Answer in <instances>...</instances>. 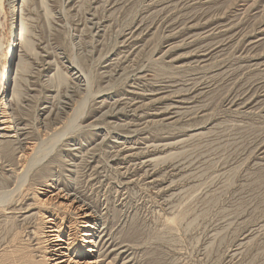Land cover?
Segmentation results:
<instances>
[{
	"label": "rangeland",
	"instance_id": "1",
	"mask_svg": "<svg viewBox=\"0 0 264 264\" xmlns=\"http://www.w3.org/2000/svg\"><path fill=\"white\" fill-rule=\"evenodd\" d=\"M11 5L0 0V67ZM20 5L22 136L0 138V184L21 175L23 149L57 147L23 209L0 210V264L45 254L51 224L25 212L43 211L48 179L99 216L103 264H264V0Z\"/></svg>",
	"mask_w": 264,
	"mask_h": 264
},
{
	"label": "bare ground",
	"instance_id": "2",
	"mask_svg": "<svg viewBox=\"0 0 264 264\" xmlns=\"http://www.w3.org/2000/svg\"><path fill=\"white\" fill-rule=\"evenodd\" d=\"M11 1V16H9L10 22L7 25V30L13 32V35L11 36V42L7 45V51L9 48V52L4 59L5 62L3 66L0 67V138H10L11 142H18L22 136L19 135L20 120L12 105L13 99H16V97L20 95L17 81L18 69L16 68L19 37L16 32L18 29L19 14L21 12V0ZM20 63L21 61L17 63V67H19ZM85 105L86 101L82 105L79 112L81 113L80 115H84ZM76 118L75 121H77ZM58 137H56V140ZM0 142L2 143V141ZM9 142L10 141L3 142L4 146L5 143ZM56 147L57 146H55L54 143L48 146L33 144L22 150L23 153L21 156H26L28 154L27 151H33V153L29 157L27 163L21 165V175L16 178H10V180H12L11 185L10 182L0 184V210H7L14 206L17 209H23L25 198L24 192L28 187L33 186V171L39 166L41 167L42 164L49 159L51 153L56 150ZM17 162H19V160H17ZM43 184L46 185L49 190L45 191V193H43V197H45H41V199L39 197L38 201L41 205V209L45 212H49V215L46 216L47 212L44 213L43 211L32 213L33 209H30L32 208V205H29L25 212V217H32L39 214L45 216V222L51 224L46 235L48 247L41 258L39 255H36L38 252L36 253L34 251L35 249L30 248L28 254L30 259L28 262H25V264H103L107 257L104 250V235L102 236L100 218L94 209L84 198H82V196L77 193L72 194L67 188L57 187L58 184L54 185L55 183L52 182L51 179L46 180ZM34 192L36 193V191ZM16 197L18 198L16 199ZM22 198L23 200L21 201ZM57 201H60L58 204L63 206L64 209H68L69 212L77 215L79 224L83 228L82 235L78 241L76 240L74 233L64 230V219L59 216L61 207L55 205ZM49 206L56 207H54L52 211H50L51 209L48 211L46 207ZM69 224L71 225V222Z\"/></svg>",
	"mask_w": 264,
	"mask_h": 264
}]
</instances>
